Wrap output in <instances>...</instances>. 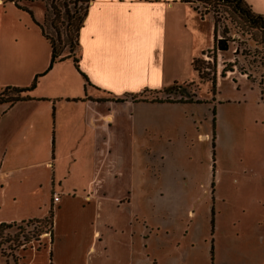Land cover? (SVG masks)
Returning <instances> with one entry per match:
<instances>
[{
  "label": "rangeland",
  "instance_id": "rangeland-1",
  "mask_svg": "<svg viewBox=\"0 0 264 264\" xmlns=\"http://www.w3.org/2000/svg\"><path fill=\"white\" fill-rule=\"evenodd\" d=\"M14 9L32 28L48 11L43 0ZM194 18L182 24L180 58L168 69L177 76L165 94L145 98L166 105L104 98L112 103L101 112L90 167L103 206L92 222L98 237L86 264H264V46L253 41L264 36L221 17L219 36L226 27L235 42L213 53L211 20ZM43 24L56 38L50 20ZM38 40L40 50L28 51L26 61L25 48H15L16 61L45 65L49 48ZM191 56L199 60L197 70ZM49 66L48 94L85 95L72 61ZM227 67L235 72L223 75ZM50 233L49 221L0 228V264H20Z\"/></svg>",
  "mask_w": 264,
  "mask_h": 264
},
{
  "label": "crops",
  "instance_id": "crops-1",
  "mask_svg": "<svg viewBox=\"0 0 264 264\" xmlns=\"http://www.w3.org/2000/svg\"><path fill=\"white\" fill-rule=\"evenodd\" d=\"M245 1L264 15V0ZM17 5L0 0V90L29 88L35 81L36 87L28 100L0 105V225L44 220L53 212L51 239L39 241L20 264H86L98 237L92 222L103 206L90 167L103 129L101 112L112 103L104 98L121 100L116 105H166L145 98L165 94L177 76L169 77L168 69L180 58L182 24L193 22L194 13L212 19L180 0H92L80 32V71L71 59L52 68L72 61L86 93L60 99L44 84L50 45L39 23L22 24L28 20L17 16ZM41 37L49 48L45 65L17 62L15 48H25L20 56L26 61L28 51L40 50Z\"/></svg>",
  "mask_w": 264,
  "mask_h": 264
},
{
  "label": "trees",
  "instance_id": "trees-1",
  "mask_svg": "<svg viewBox=\"0 0 264 264\" xmlns=\"http://www.w3.org/2000/svg\"><path fill=\"white\" fill-rule=\"evenodd\" d=\"M16 3V0H6ZM48 11L44 17V22L50 20L51 28L54 31L56 38H53L46 30L44 24L40 26L43 36L48 41L51 48V61L49 69H52L56 63L71 59L74 66L80 71L79 66V38L82 27L88 15L89 6L92 0H43ZM183 3L189 4L192 8L204 17H211L213 22V53L229 51L231 40L228 37V30L225 27L223 36H219V21L220 18L228 16L233 22H237L244 28L245 31H253L264 36V15L257 14L245 0H180ZM17 5V3H16ZM18 6V5H17ZM253 41L259 46H264V42L258 41L254 37ZM204 54L203 56H205ZM199 60H193L192 67L197 70ZM228 68V67H227ZM235 67L228 68L222 72L227 75L229 72H235ZM242 75H247V79L251 81L250 76L246 72H241ZM85 77V76H84ZM86 78V77H85ZM87 79V78H86ZM88 82V81H87ZM253 82V81H252ZM260 83L261 89L263 88ZM36 87V81L29 88L7 87L0 94V105L15 104L20 101H26L30 98L28 93ZM8 90V91H6ZM9 92H11L10 96ZM262 99L264 100V88L262 89ZM157 103H165L156 101ZM168 103V102H167ZM49 221L51 224V237L53 229V212L44 220L39 222ZM13 224H2V227H9Z\"/></svg>",
  "mask_w": 264,
  "mask_h": 264
},
{
  "label": "built area",
  "instance_id": "built-area-1",
  "mask_svg": "<svg viewBox=\"0 0 264 264\" xmlns=\"http://www.w3.org/2000/svg\"><path fill=\"white\" fill-rule=\"evenodd\" d=\"M59 200H60L59 196L55 195L54 198H53V201L55 203H57V202H59Z\"/></svg>",
  "mask_w": 264,
  "mask_h": 264
}]
</instances>
